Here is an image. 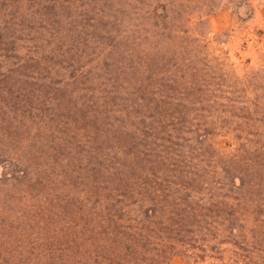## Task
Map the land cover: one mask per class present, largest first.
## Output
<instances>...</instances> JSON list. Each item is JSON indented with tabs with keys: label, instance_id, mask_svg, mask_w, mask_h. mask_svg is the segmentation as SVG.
<instances>
[{
	"label": "trees",
	"instance_id": "trees-1",
	"mask_svg": "<svg viewBox=\"0 0 264 264\" xmlns=\"http://www.w3.org/2000/svg\"><path fill=\"white\" fill-rule=\"evenodd\" d=\"M126 1L0 0V264H264V56Z\"/></svg>",
	"mask_w": 264,
	"mask_h": 264
},
{
	"label": "rangeland",
	"instance_id": "rangeland-1",
	"mask_svg": "<svg viewBox=\"0 0 264 264\" xmlns=\"http://www.w3.org/2000/svg\"><path fill=\"white\" fill-rule=\"evenodd\" d=\"M125 7L120 12H126L132 19L131 25L135 31L141 32L143 28V6L136 2L120 0ZM145 2L146 0H138ZM157 3L172 4L170 14L176 18L178 26L181 15L185 21L189 20L188 30L192 37L207 46L209 60L229 58V62L239 67L241 71L250 62L248 67L256 69L264 56V0H153ZM131 6L130 8L127 7ZM132 7L134 8L132 10ZM201 17L206 25L197 24ZM128 22V21H126ZM130 23H125L122 29H130ZM143 35V32L141 33ZM220 36L218 43L216 38ZM146 39V38H145ZM140 44L156 47L158 40L140 39ZM222 52V53H221ZM236 56H238L236 58ZM172 58V56H171ZM204 56L201 57V59ZM243 63V64H240ZM56 116L61 117L60 113ZM170 264H186L178 257L172 259Z\"/></svg>",
	"mask_w": 264,
	"mask_h": 264
}]
</instances>
